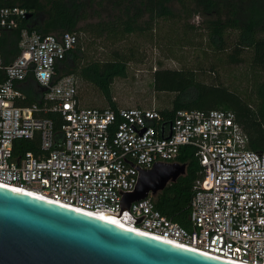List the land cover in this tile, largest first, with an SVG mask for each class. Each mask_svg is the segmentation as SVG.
Masks as SVG:
<instances>
[{"label":"built area","instance_id":"obj_1","mask_svg":"<svg viewBox=\"0 0 264 264\" xmlns=\"http://www.w3.org/2000/svg\"><path fill=\"white\" fill-rule=\"evenodd\" d=\"M25 9L0 6V31L17 25ZM77 42L74 32L19 29V53L0 58V183L102 211L118 221L199 252L244 264H264V150L245 147L246 134L231 109L81 106L74 73L55 63ZM30 73L46 106H20L18 83ZM39 110L59 112L61 133ZM36 139L37 151L13 153L14 139ZM182 144L202 167L189 200V227L167 218L150 193L121 208L139 169L170 162Z\"/></svg>","mask_w":264,"mask_h":264},{"label":"trees","instance_id":"obj_2","mask_svg":"<svg viewBox=\"0 0 264 264\" xmlns=\"http://www.w3.org/2000/svg\"><path fill=\"white\" fill-rule=\"evenodd\" d=\"M12 5L24 8L25 13L17 18L15 27L0 31L2 64H8L19 53L21 27L41 34L74 32L77 37V32H82L115 40L129 33H140L158 17L185 29H194L188 18L198 14L201 20L197 32H204L208 43L217 50L225 47L224 34L235 30L236 37L226 59L239 62L243 59V51L249 50L254 100L241 97L225 85L196 79L192 69L155 68L152 84L156 90L174 92L170 106L160 108L165 118L171 117L178 108L231 109L246 134L245 147L264 150V0H0V6ZM193 39L180 36L173 41L189 43ZM55 67L59 73L71 72L82 81L92 83L108 106L116 107L110 96V83L114 76L125 75L126 58L116 55L107 60L86 59L77 38L75 46L56 61ZM18 85L23 97L18 98L16 104L46 106L30 73ZM37 113L49 117L54 134L60 135L63 119L59 112L39 110ZM25 150L36 152V139H14L13 153L19 155ZM194 152L192 145H180L173 160L185 164L184 172L151 195L154 206L162 214L184 227H189V200L195 180L202 174Z\"/></svg>","mask_w":264,"mask_h":264},{"label":"water","instance_id":"obj_3","mask_svg":"<svg viewBox=\"0 0 264 264\" xmlns=\"http://www.w3.org/2000/svg\"><path fill=\"white\" fill-rule=\"evenodd\" d=\"M185 164L139 169L121 208L154 194ZM0 264H238L0 185Z\"/></svg>","mask_w":264,"mask_h":264},{"label":"rangeland","instance_id":"obj_4","mask_svg":"<svg viewBox=\"0 0 264 264\" xmlns=\"http://www.w3.org/2000/svg\"><path fill=\"white\" fill-rule=\"evenodd\" d=\"M200 20V15L193 14L188 21L194 29H185L178 23L158 17L149 28L119 39L111 40L82 32H77V38L86 59L107 60L116 55L126 58L125 75L114 76L110 83V96L115 106L169 107L174 92L156 90L152 84V72L158 67L192 69L196 79L225 85L241 97L254 100L249 50L243 51L241 61L228 62L226 54L231 51L236 31H227L224 34L225 47L217 50L208 43L204 32H197ZM180 36L194 39L189 43L173 41ZM77 84L81 106H108L102 93L92 83L77 77Z\"/></svg>","mask_w":264,"mask_h":264},{"label":"bare ground","instance_id":"obj_5","mask_svg":"<svg viewBox=\"0 0 264 264\" xmlns=\"http://www.w3.org/2000/svg\"><path fill=\"white\" fill-rule=\"evenodd\" d=\"M0 185H3V186H6V187H9V188H12V189H15V190H19V191H23L25 193H28V194H31V195H34V196H37V197H40V198H43V199H47L49 201H52V202H55V203H59L61 205H65L67 207H71V208H74V209H77V210H80V211H83L85 213H88V214H91L93 216H96V217H101L102 219L106 220V221H109L111 223H114V224H117V225H120L122 227H125L127 229H131V230H134V231H137V232H140V233H143V234H146V235H149V236H152V237H156L158 239H162V240H165V241H168V242H171V243H174L176 245H181L179 243H176V242H173V241H170V240H167V239H163L161 237H158L154 234H151V233H148V232H145V231H142V230H138L136 228H132L130 226H127L126 224H123L122 222L118 221L116 217L108 214V213H105V212H102V211H89V210H86V209H83V208H79V207H75V206H72V205H69V204H64V203H61V202H58V201H54V200H51V199H48V198H45V197H42L40 195H38L37 193L29 190V189H25V188H21V187H18V186H15V185H11V184H3V183H0ZM183 247H186L188 249H193L195 251H199V250H196L192 247H189V246H185V245H181ZM204 253V252H202ZM226 261H231V262H234V263H238V264H244V263H241V262H238V261H234V260H228L226 259Z\"/></svg>","mask_w":264,"mask_h":264}]
</instances>
